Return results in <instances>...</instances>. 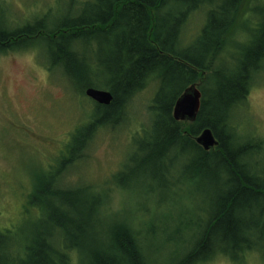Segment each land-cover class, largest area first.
I'll return each instance as SVG.
<instances>
[{"label": "trees", "instance_id": "obj_1", "mask_svg": "<svg viewBox=\"0 0 264 264\" xmlns=\"http://www.w3.org/2000/svg\"><path fill=\"white\" fill-rule=\"evenodd\" d=\"M84 7L81 15L63 20L48 14L0 30V52L42 42L49 71L58 69L78 84L80 95L87 88L112 95L108 106L91 103L92 116L73 136L70 158L60 171L82 157L97 129L130 119L133 98L155 82L149 123L130 137L143 157H130L134 167L122 165L115 184L126 189L138 164L156 166L157 185L167 190L157 207L167 204L175 211L187 184L208 187L213 201L205 220L191 224L183 218L175 230L181 246L172 248L166 264H208L219 257L244 264L248 254L264 248V140L242 136L233 119L264 68V0H92ZM200 11L204 23L184 44L182 31ZM238 31L247 40L221 58ZM91 46V55L80 49ZM89 68L95 70L90 75ZM193 84L201 93L197 117L193 123L177 122L173 106ZM204 129L218 142L207 152L195 142ZM168 151L173 155L165 156ZM58 181L46 176L36 182L27 195L23 224L0 229V264H156L146 243L167 235L157 218L147 220V215L137 224L136 217L106 218L101 211L107 193L92 185L60 188ZM191 228L195 232L181 238ZM164 243L169 248L174 242L169 237Z\"/></svg>", "mask_w": 264, "mask_h": 264}, {"label": "rangeland", "instance_id": "obj_2", "mask_svg": "<svg viewBox=\"0 0 264 264\" xmlns=\"http://www.w3.org/2000/svg\"><path fill=\"white\" fill-rule=\"evenodd\" d=\"M90 5L92 0H0V30L23 27L48 14L52 19L63 20L81 15L84 6ZM203 15L201 11L195 13L184 27V44L196 37L204 23ZM247 38L245 32L238 31L228 39L220 57L230 55ZM80 49L85 54L92 53V46ZM48 56L42 42L0 52V229L22 225L27 215V195L33 185L46 176H56L60 188L92 185L107 193L106 205L101 211L106 218L136 217L135 224L147 215V220L157 218L158 227L166 228L167 235L154 237L146 246L155 250H149L150 262L166 264L172 248L181 246L180 233L175 234V230L183 218L191 224L205 220L212 196L206 186L197 191L196 186L187 184L181 207L175 211L167 204L157 207L167 190L158 187L157 178L144 171L147 169L135 170L129 175L126 189L115 184V175L122 165L134 167L130 157L137 161L143 157L130 137L140 134L142 127L148 125L149 107L157 84L150 82L133 98L130 119L113 128L97 129L85 145L82 157L60 171L62 161L70 158L68 146L73 136L85 127L94 108L88 98L79 94L78 84L68 82L58 69L49 71ZM89 69V75L95 71ZM233 124H237L242 136L264 140V68L253 79L246 100L236 110ZM260 160L264 163L262 156ZM194 232L195 228L181 232V238ZM169 237L174 243L167 248L164 240ZM208 264L234 263L219 257ZM244 264H264V248L248 254Z\"/></svg>", "mask_w": 264, "mask_h": 264}, {"label": "water", "instance_id": "obj_3", "mask_svg": "<svg viewBox=\"0 0 264 264\" xmlns=\"http://www.w3.org/2000/svg\"><path fill=\"white\" fill-rule=\"evenodd\" d=\"M84 95L101 106H108L112 102V95L109 91L87 88ZM201 93L198 85L189 86L176 100L172 116L177 122L193 123L200 109ZM195 142L204 150L210 151L218 145L210 129H204L196 138Z\"/></svg>", "mask_w": 264, "mask_h": 264}, {"label": "bare ground", "instance_id": "obj_4", "mask_svg": "<svg viewBox=\"0 0 264 264\" xmlns=\"http://www.w3.org/2000/svg\"><path fill=\"white\" fill-rule=\"evenodd\" d=\"M174 107V106H173ZM173 110V109H172ZM171 115H172V113H171ZM172 118H173V116H172ZM218 146V145H217ZM216 146V147H217ZM171 148V147H170ZM215 148V147H214ZM171 155H173V153H172V151H168L167 153H166V155L165 156H171ZM135 169L136 170H139V171H143V167L141 166V165H139L138 164V167H135ZM144 171H147V172H149V173H151V175L154 177H158V174L160 173V170H159V168H156V166H150L149 167V169H147V170H144ZM144 173V172H143ZM157 181H159L158 179H157ZM209 183V182H208ZM211 183V182H210ZM196 190L198 191V189H200L201 188V185L199 184V183H196ZM216 193L215 194H219V190L218 191H215ZM212 201H213V199L212 198H210L209 199V206H211V204H212ZM181 204V203H180ZM202 233H203V231H200L198 234H197V236L196 237H198V238H200L201 236H202ZM44 240H46V241H50V237L49 236H44ZM151 250V249H150ZM155 251V250H154Z\"/></svg>", "mask_w": 264, "mask_h": 264}]
</instances>
